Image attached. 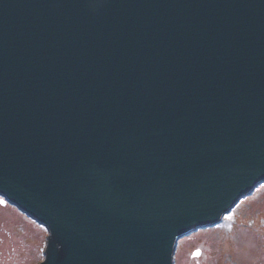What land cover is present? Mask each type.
Masks as SVG:
<instances>
[{"label":"water","instance_id":"1","mask_svg":"<svg viewBox=\"0 0 264 264\" xmlns=\"http://www.w3.org/2000/svg\"><path fill=\"white\" fill-rule=\"evenodd\" d=\"M264 183V0H0V197L33 264H175Z\"/></svg>","mask_w":264,"mask_h":264},{"label":"rangeland","instance_id":"2","mask_svg":"<svg viewBox=\"0 0 264 264\" xmlns=\"http://www.w3.org/2000/svg\"><path fill=\"white\" fill-rule=\"evenodd\" d=\"M45 234L0 197V264H33ZM175 264H264V184L217 227L179 240Z\"/></svg>","mask_w":264,"mask_h":264}]
</instances>
